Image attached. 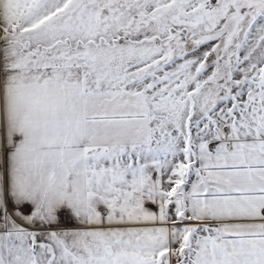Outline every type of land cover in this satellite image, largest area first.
I'll list each match as a JSON object with an SVG mask.
<instances>
[{"label":"snow or ice","instance_id":"obj_1","mask_svg":"<svg viewBox=\"0 0 264 264\" xmlns=\"http://www.w3.org/2000/svg\"><path fill=\"white\" fill-rule=\"evenodd\" d=\"M0 264H264V0H0Z\"/></svg>","mask_w":264,"mask_h":264}]
</instances>
